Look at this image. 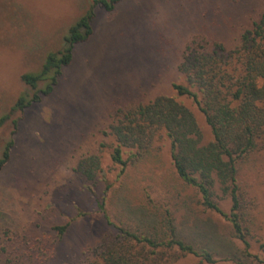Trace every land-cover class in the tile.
I'll return each instance as SVG.
<instances>
[{"label": "rangeland", "instance_id": "1", "mask_svg": "<svg viewBox=\"0 0 264 264\" xmlns=\"http://www.w3.org/2000/svg\"><path fill=\"white\" fill-rule=\"evenodd\" d=\"M93 2L0 0V119L11 112L0 126V158L14 141L0 171V258L32 249L35 258L45 256L44 264H96L101 244L127 228L158 231L165 240L175 233L216 260L174 246L159 248L153 264H264L254 257L264 261V139L237 161L239 216L254 255L248 256L232 222L204 207L198 189L178 175L165 131L138 155L125 152V173L111 158L109 134L118 110L169 95L194 113L202 144L213 141L193 98L172 87L186 84L179 71L184 50L195 37L234 48L260 18L264 0H122L112 11L98 4L93 34L75 46L52 93L40 92L39 100L12 112L20 97L29 101L45 88L44 82L28 86L22 75L38 72L47 54L63 47L70 26ZM90 155L101 162L93 181L78 171ZM214 192L230 214V196L218 185ZM63 225L59 237L55 228Z\"/></svg>", "mask_w": 264, "mask_h": 264}, {"label": "trees", "instance_id": "2", "mask_svg": "<svg viewBox=\"0 0 264 264\" xmlns=\"http://www.w3.org/2000/svg\"><path fill=\"white\" fill-rule=\"evenodd\" d=\"M93 1L92 6L70 26L63 47L49 52L38 72L22 75L23 82L28 86L37 88L44 82L45 88L29 101L20 97L12 112L23 110L33 100H39L40 92L46 95L52 93L63 69L73 60L75 46L87 41L93 34L92 21L96 5L102 4L106 10L112 11L122 0ZM179 71L186 84L174 82L173 89L179 96L193 98L205 114L214 140L202 144L203 133L194 113L176 97L162 95L147 104L118 110L115 122L109 127V134L115 140L111 158L121 166V173H125L128 166L125 152L135 151V155H138L150 147L157 132L165 131L180 178L198 189L204 207L219 212L232 222L236 236L245 245L246 254L254 256L249 251L250 244L239 216L241 204L237 161L256 147L257 140L264 139V11L251 28L241 34L240 42L234 48L228 49L220 42L210 44L203 37L193 38L184 50ZM10 115L11 112L0 119V126ZM13 145V140L6 144L0 158V171L10 160ZM78 171L93 181L101 172L99 157H85L79 162ZM215 185L219 186L223 196H230V214L223 212L216 202ZM110 187L111 184L107 183L106 191ZM100 211L106 215L105 201L100 203ZM168 227H172L171 222ZM67 228L68 225H63L55 229L61 237ZM158 234V231L153 234L139 233L121 228L119 234L101 244L98 255L101 260L96 264H153L159 248L174 246L183 253L200 256L201 261H216L210 252L197 251L177 238L175 233L168 240ZM29 252L16 250L1 257L0 264L46 262L44 255L35 258L34 253ZM254 257L264 263L258 256Z\"/></svg>", "mask_w": 264, "mask_h": 264}]
</instances>
